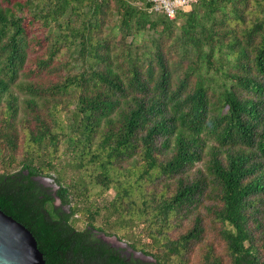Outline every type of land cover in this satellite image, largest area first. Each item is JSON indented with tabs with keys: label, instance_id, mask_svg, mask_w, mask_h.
<instances>
[{
	"label": "trees",
	"instance_id": "trees-1",
	"mask_svg": "<svg viewBox=\"0 0 264 264\" xmlns=\"http://www.w3.org/2000/svg\"><path fill=\"white\" fill-rule=\"evenodd\" d=\"M150 7L0 0V162L19 130L25 150L18 172L0 174V209L30 229L45 264H179L196 244L202 264H223L216 238L231 264H264V0H198L173 18ZM31 8L48 43L28 65L43 42ZM148 30L151 44L136 43ZM51 171L74 202L65 219L29 178ZM92 229L126 231L151 260L121 256Z\"/></svg>",
	"mask_w": 264,
	"mask_h": 264
},
{
	"label": "rangeland",
	"instance_id": "rangeland-1",
	"mask_svg": "<svg viewBox=\"0 0 264 264\" xmlns=\"http://www.w3.org/2000/svg\"><path fill=\"white\" fill-rule=\"evenodd\" d=\"M21 1H24V0H21ZM111 3H113V1H111ZM195 4H193L191 7H193ZM24 11H27V10L24 9ZM29 11H27L28 14H29V16H32L33 14L37 15V19L34 20L33 25L30 28V35L33 38H40V36H43V38L40 39V41L42 42L43 39H45V37L48 34V27L45 26L42 23L43 21L41 20L42 19V13H41L42 12V9H41V12L40 11H37L36 9H33V8L29 9ZM66 18H67V16L65 15L63 17V19H66ZM115 21H116V16H114L113 17V20L109 22V25H113V23ZM182 21H183L182 18L179 19L177 24L179 25ZM57 30L58 29L56 28L53 31V33L56 32ZM113 35H114V37H115L116 40H119L120 39L121 32L119 31L118 28H115ZM151 36H153V37L156 36V33L153 30L144 31L141 35H139L137 37L136 43H138V44H142V43L151 44L150 43V37ZM130 41H131V37H127L126 38V42H130ZM36 43H37V41L34 43L35 45L31 44V46L32 45L33 46H32L31 49H29V57H30V59L27 62L28 65L33 62V58H34L33 56L34 55H36V54H42L45 51V47H46V44L48 43V41L47 40L43 41L42 42V45H39V44H36ZM71 46H72L71 47L72 50L73 49H76L77 43L71 44ZM42 76H43L44 79H48L49 78V76H45V75H42ZM21 77L22 78H27L28 80L32 78V76H30V75H22ZM32 79H35V77H33ZM15 90L17 91L18 97L20 99L19 100V105H22L20 101L24 98L25 93L22 92L21 90H19L17 87H15ZM72 108L73 107L71 106L70 109H72ZM21 139H23V133L21 132V130H19V145H18V148L13 153L14 158H13V160H12V162L10 164L0 162V174L1 173H11V172H13V171L21 168V161L20 160L25 156V150H24V148H23V146L21 144ZM64 146H65V144H64V142H62L60 144V149L62 150L64 148ZM63 158L66 159L67 156L66 155H63ZM35 163L39 165L40 160L37 159V161ZM67 171H68V173H70V170L69 169H67ZM51 174L54 176V178L56 177L55 176L56 174L53 171L49 172V174L42 175V177H49ZM67 175H69V174H67ZM68 177H65L64 182H66L68 180ZM114 193H115L114 189H110L106 193V197H105L106 200L112 199V197L114 196ZM95 202L96 203H99V204H103L104 200L101 199V198H99V199L96 198ZM70 204L73 205L74 202L71 201ZM73 219L74 220H72V224L76 228L82 229V228H85L86 227V222H87V217L86 216H83L80 213H77V214H75L73 216ZM96 225L97 226H103L101 220H98L97 223H96ZM141 228H142V224L138 228H136V230L128 231V233L130 235H139ZM125 233H126V231H124V230L118 232V234H119L118 235V241H122L125 244L129 245L132 239H128L125 236H123V234H125ZM119 237H121V238H119ZM143 240H145L147 243H150V240L148 238H141V241H143ZM214 244H215V251H216V253L218 255H220V257L222 258V263L223 264H231L230 263V259H229L228 255H227V251L225 249L224 243H222L219 239L216 238V239H214ZM149 249H150V246L148 247V250ZM203 249H204V245L203 244H196V245H194L193 249L187 255L186 259L183 260L179 264H202L201 263V259H202V255L204 253V250ZM137 250H139V249H137ZM260 253L264 257V247H260Z\"/></svg>",
	"mask_w": 264,
	"mask_h": 264
},
{
	"label": "water",
	"instance_id": "water-1",
	"mask_svg": "<svg viewBox=\"0 0 264 264\" xmlns=\"http://www.w3.org/2000/svg\"><path fill=\"white\" fill-rule=\"evenodd\" d=\"M18 170H20V168L13 172ZM40 179L42 180L41 182L46 186L47 184L52 183V180H55L52 174L49 177H43ZM108 240L129 251L127 248H125L127 244L124 242H117L112 237H109ZM132 254L141 256L145 259H151L150 256H145L138 251ZM0 264H45L43 253L38 248L37 241L33 233L26 226L18 222L12 216L6 214L1 209Z\"/></svg>",
	"mask_w": 264,
	"mask_h": 264
},
{
	"label": "flooded vegetation",
	"instance_id": "flooded-vegetation-1",
	"mask_svg": "<svg viewBox=\"0 0 264 264\" xmlns=\"http://www.w3.org/2000/svg\"><path fill=\"white\" fill-rule=\"evenodd\" d=\"M16 172H18V171H16ZM16 172H13V173H16ZM28 174H29V172L27 170H23L24 176H28ZM29 178L35 182V185H36L39 192H43V193H45V195H47L48 200L45 202V206L47 209H48V207H51L52 209L57 211V214L60 215L59 218H63V219H65L66 215H69L71 213V206L72 205L70 203L64 202L63 199L61 197H59L57 194V192L60 188V185L56 182V180H52V183H49L46 186L45 184H43L41 182L42 180L40 178H43L42 175H29ZM46 183H47V181H46ZM45 195H39V197H44ZM49 204H50V206L47 207V205H49ZM92 233L94 234V236L96 238L100 239L101 242L107 244L112 249L117 250V252H119L121 256H126L127 259H130V257H133L134 259H141L144 261L149 260V259H145L141 256H136L135 254H132V253H135L137 251L141 254H143V252L139 251L137 249H134L133 247H131L130 244L125 247L129 250V251H127V250L123 249L122 247H119L118 245H116L114 242H111L108 240L109 237H112L115 239V241L119 242L118 237L116 235L107 234V233L100 231L98 229H92ZM144 255L148 256L146 254H144Z\"/></svg>",
	"mask_w": 264,
	"mask_h": 264
},
{
	"label": "built area",
	"instance_id": "built-area-1",
	"mask_svg": "<svg viewBox=\"0 0 264 264\" xmlns=\"http://www.w3.org/2000/svg\"><path fill=\"white\" fill-rule=\"evenodd\" d=\"M151 3L150 10L166 15L168 18L175 17L180 10L187 11L198 0H147Z\"/></svg>",
	"mask_w": 264,
	"mask_h": 264
}]
</instances>
